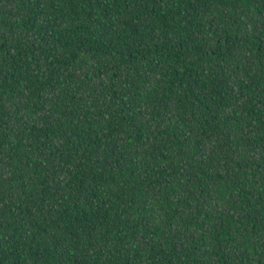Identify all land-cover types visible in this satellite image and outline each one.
I'll use <instances>...</instances> for the list:
<instances>
[{"label": "trees", "instance_id": "obj_1", "mask_svg": "<svg viewBox=\"0 0 264 264\" xmlns=\"http://www.w3.org/2000/svg\"><path fill=\"white\" fill-rule=\"evenodd\" d=\"M0 264H264V0H0Z\"/></svg>", "mask_w": 264, "mask_h": 264}]
</instances>
